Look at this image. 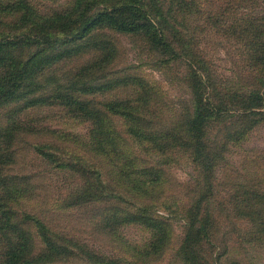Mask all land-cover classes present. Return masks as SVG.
Masks as SVG:
<instances>
[{
	"label": "rangeland",
	"instance_id": "obj_1",
	"mask_svg": "<svg viewBox=\"0 0 264 264\" xmlns=\"http://www.w3.org/2000/svg\"><path fill=\"white\" fill-rule=\"evenodd\" d=\"M137 1L146 10L148 22L177 53L156 47L143 34L102 25L86 36H74L90 16L100 11H124L132 0H0V58L4 59L2 64L11 66L14 77L7 87L15 94L10 103L0 106V133L20 121L38 131L33 136L24 133L19 136L14 169L17 171L6 177L9 186L18 185L27 190L30 184L41 187L45 196L49 193L52 197L51 206H66L68 195L81 181L70 173L52 171L51 166L30 151V145L59 144L66 152L95 163L75 142L63 143L59 139L66 136L70 140L79 138L83 143L89 141V119L75 110L79 105L72 106V110L64 106L68 100L86 104L100 113L108 104L130 100L133 106L141 108L145 120L154 121L156 128L164 131L180 125L192 114L193 93L189 87V67H192L204 79L212 76L211 90L218 95L213 99L218 106L227 108L233 116L243 113L244 101L239 105L225 99L228 95L248 92L257 77L264 81V68L251 60L257 43L255 34L264 30V0L255 4L248 0ZM12 4H20L21 10ZM28 9L33 15L25 19L22 15ZM258 24L261 29H255ZM184 43L190 44V50ZM189 51L196 58L189 57ZM20 72L23 76L16 79ZM146 95L147 99L142 100ZM261 119L257 117L249 122L226 118L227 121L213 124L208 130V142L204 145L218 151L228 130L249 132L241 143L228 145L216 166L212 175L216 180L212 208L217 228L212 241L194 247L190 255L188 251L180 254V248L189 229V214L198 200V190H205L208 184L199 171L203 170V174L211 164L207 161L208 165L198 167L192 150L169 154L166 173L170 188L164 190L165 195L158 194L162 195L159 199L162 205L155 207L156 219L166 222L171 229L169 245L163 254L146 264H264V122ZM108 120L113 130L126 133L127 126L121 117ZM252 122L261 124L254 127ZM45 129L56 133L46 134ZM23 170L42 175L30 176V184H23ZM248 190L259 198L252 197L240 206L244 197L241 192ZM86 211L64 212L62 220L57 218L54 224L59 231L86 242L101 255L134 263L131 248L145 245L150 234L135 226L121 228L120 235L131 248L119 251L112 247L111 240L89 225ZM18 222L19 228L25 226L21 214ZM0 228H6L0 230V264H29L24 261L29 248L25 255L23 248L20 250L22 238L11 233L6 222L0 223ZM28 232L30 250L38 252L42 247L38 236L33 230ZM9 245L15 249L11 250ZM190 257L191 261L186 262ZM48 264L86 263L68 257Z\"/></svg>",
	"mask_w": 264,
	"mask_h": 264
},
{
	"label": "trees",
	"instance_id": "obj_2",
	"mask_svg": "<svg viewBox=\"0 0 264 264\" xmlns=\"http://www.w3.org/2000/svg\"><path fill=\"white\" fill-rule=\"evenodd\" d=\"M248 1L253 4L257 3V0ZM13 6L17 10H21L20 4H12ZM123 10L113 13L97 12L90 16L88 22L74 36H86L96 27L102 25L121 32L143 34L156 47L170 49L177 53L175 48L148 22L147 12L139 5V1L132 0ZM32 15L28 9L22 16L29 19ZM52 20L54 21V19ZM38 26L40 27V25ZM255 29H261V25L258 24ZM255 37L257 43L251 60L260 63L264 68V42L262 41L264 30L257 32ZM189 46V43H184L186 49ZM191 56L196 58L193 51L189 53V57ZM3 61L4 59L0 58V106L10 103L9 101L15 95L7 87L14 77L12 69H10L11 66L2 64ZM197 61L202 64L200 59ZM189 71V87L193 93L192 114L180 125L171 126L164 131L156 128L154 121L145 120L141 108L133 106L130 100L108 104L102 113L90 109L86 104H78L71 100L67 101V105L63 104L71 110L72 106L79 105L75 110L84 113V116L89 119L91 128L88 142L83 143L79 138L70 140L66 136L59 139L64 140L63 143L75 142L84 153L91 155L95 163H89L82 156L66 152L59 144L52 145L48 142L45 144L41 142L33 146L30 145V151L34 152L35 156L46 165L51 166L52 171L70 173L71 177H76L81 181L68 195L64 207L51 206L53 205L52 197L49 193L45 196L40 186H38L40 188L30 186L29 180L31 179L29 177H40L42 175L40 173L34 174V172L23 170L21 177L25 181L22 183L30 184L29 190L18 185L9 186L7 184L6 177L17 171V168L14 169L17 166L16 152L19 136L22 133L33 136L38 131L24 126L23 121H20L13 123L0 133V223L9 224L11 233L13 231L22 238L23 244L22 247L20 246V250L22 251L23 248L24 255L29 248L28 256L24 257L26 263L48 264L54 260L61 261V259L72 257L78 258V261L86 264H146L151 258L163 254L169 245L171 229L166 222L156 219L155 207L162 205L159 199L165 195L162 194L165 193L164 190L170 188V177L166 173V167L170 166L169 154L172 155L177 150H182L185 153L192 150L195 164L198 167H203L207 161L209 165L211 164L209 167H205L206 171L203 174V170L199 171L203 181L208 184L205 190H198V200L189 214L190 225L181 244L180 254L182 252L185 254L188 251L190 255L192 250L195 251L194 247L198 248L199 244L212 241L217 228L212 208V200L216 197L214 192L216 180L212 175L216 166L222 161V156L227 151L228 145L241 143L249 131L228 130L219 151L214 148L211 150L204 145V142H208L207 132L213 124L227 121L226 118L250 122V119L261 117L260 122L263 123L264 92L260 90L264 89V81L262 77L256 76L257 80L253 85H250L252 80L248 83L252 86H249L248 92L233 97L228 95L225 100L229 103L240 105L244 101L245 110L242 111L243 113L233 116L227 108H222L223 106H218L214 102L213 99L218 95H214L213 88L211 90L213 87L210 81L212 76L209 75L205 80L192 67H189ZM258 72L262 73L263 70ZM22 76L23 72H20L15 78L19 79ZM205 95L208 96L207 99H205ZM147 97L146 95L142 100H146ZM204 99L207 103L204 102ZM111 117L122 118L127 126L126 133L119 134L112 129L108 120ZM261 123L252 122V126L255 127ZM45 133L54 134L56 132L45 129ZM158 194L162 195L158 196ZM241 194L244 197L239 203L240 206L244 202H249L252 197L259 198L249 190L242 191ZM206 196L209 197L208 203H205ZM82 210H88L86 212L89 217V225L94 227L95 232L98 231L105 235L107 239L111 240L112 247L119 251L125 247L131 248L120 235L121 228L135 226L150 234V239L145 245L131 248L133 251L131 257L134 263L125 260V258L101 255L86 242L59 231L54 224L57 218L62 220L61 214L64 212ZM20 214L23 223H25L23 228L18 227ZM0 230H6V228H0ZM28 230H33L38 236L42 245L38 252L30 250L31 245L26 238ZM9 247L11 250L15 249L11 245ZM124 253L128 254V252ZM191 259V257L186 258L185 261L190 262Z\"/></svg>",
	"mask_w": 264,
	"mask_h": 264
}]
</instances>
